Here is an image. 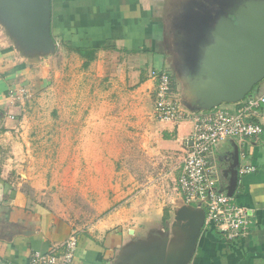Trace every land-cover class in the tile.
<instances>
[{
  "label": "crops",
  "instance_id": "0c3cea01",
  "mask_svg": "<svg viewBox=\"0 0 264 264\" xmlns=\"http://www.w3.org/2000/svg\"><path fill=\"white\" fill-rule=\"evenodd\" d=\"M183 3L184 0H52V33L64 41V50L97 49L94 66L80 77L83 89L88 88L86 94L94 88L89 99L92 107L83 103L78 112L75 109L76 116L85 120L79 124V138L69 135L66 144L63 137V147L77 149L71 160H91L95 179L102 178V160L135 163L132 171L116 173L119 177L110 174V180L126 182L130 187L125 190L118 184L112 186L120 204L90 229L76 226L38 198L44 189L32 150V143L40 141L38 130L32 125L26 128L21 114L31 102L28 99L36 95L27 91L24 98L9 96L11 90L20 92L25 87L24 75L28 79L32 72L24 61L32 59L37 63L43 58L17 50L14 40L10 44L1 42V264H31L37 251L62 256L72 235L78 237L74 264H173L181 254L190 231L176 221L178 212L184 206L205 210L201 204H187L177 188L194 125L189 119L174 123L155 118L156 83L149 74L152 70H170L178 97L188 105L196 103L204 76L184 72L171 62L170 56L172 39L185 41L186 55L201 43L198 35H181L178 23V30L175 24L171 26L179 20ZM194 17L193 13L192 29H202L201 15ZM107 58L111 61L107 62ZM81 62L85 64L86 60ZM106 62L107 72H96L91 79L88 71L102 70ZM108 72L109 78L105 79ZM253 94L256 100L264 97V81ZM73 108L67 107L64 114L71 117ZM258 113V122L264 125V105ZM29 130L34 140L28 141ZM138 160H142L141 170L142 166L136 168ZM212 160L217 164L220 188L229 190L236 182L233 197L252 212L254 223L250 234L236 243L225 241L214 231L202 230L190 264H264V135L243 141L226 139L215 149ZM245 166L254 167L255 172L242 174Z\"/></svg>",
  "mask_w": 264,
  "mask_h": 264
},
{
  "label": "rangeland",
  "instance_id": "374dc122",
  "mask_svg": "<svg viewBox=\"0 0 264 264\" xmlns=\"http://www.w3.org/2000/svg\"><path fill=\"white\" fill-rule=\"evenodd\" d=\"M192 1L184 0L185 3L179 8V20H174L171 24V26L175 24L176 30H178L179 24V29L182 30L181 35H184L185 32L188 35L196 33V30L191 27L194 20L191 21L193 13L195 14L194 18L197 19L203 11L209 9L211 17L214 18V15L229 10V5L238 0ZM194 2H197L196 5ZM193 10L196 11L193 12ZM4 25L0 20V48L1 42L10 44V41L13 40ZM168 25L170 24L168 23ZM56 39L59 48L55 54L51 55L52 57L39 55L43 59L37 63L32 59L24 61L32 67V72L29 73L28 79H26L27 75H24L26 85L23 91L25 92L19 93L18 90L16 92L19 93V97L23 96V98L27 91L31 96L32 94L36 95L34 99L28 96V100L31 102L24 106L21 114L25 117L23 121L26 128L27 125H32V128L36 127L38 130L37 139L40 141L32 143L38 180L44 186L43 191L39 192L38 198L45 205L51 207L56 214L72 221L76 226L90 229L120 204L121 201L115 198L116 192L112 186L118 184L121 189L125 190L130 187L126 182L119 181L117 183V180H110V174L119 177L116 173L119 174L126 169L132 171V164L135 163L132 160H102V166L99 167L102 178L95 179V167L91 160L82 162L81 160H71L74 150L77 152V149L68 148L67 145L63 147V142L66 143L69 135L79 138V124L85 118L80 120L75 114V109L78 112L83 103H90L89 107H92V101L90 102L89 99L93 95L94 88L86 94L88 88L83 89L84 85L81 84L80 77L91 65L94 66L95 62L84 67V63L81 61H85V59L74 50L73 52L72 49L65 51L64 41L60 37H56ZM184 42V40L176 38L172 39L170 45V49H172L170 56L173 60L171 62L177 67L184 63L188 65L187 56L183 52L187 48L186 44L183 45ZM106 61L109 62L111 59L107 58ZM107 62L103 64L102 70L88 71L90 78L95 77L96 72H107ZM156 67L161 68L162 66L156 65ZM109 75L110 72L105 74L104 78L108 79ZM27 81L30 82V85ZM70 106L74 107L71 117L64 114V110ZM68 132L70 133L68 134ZM31 138L34 140L35 136L29 130L27 131L28 141L32 140ZM138 161L139 165H136V168L142 166V160ZM142 168L143 166L139 170Z\"/></svg>",
  "mask_w": 264,
  "mask_h": 264
},
{
  "label": "water",
  "instance_id": "95a60500",
  "mask_svg": "<svg viewBox=\"0 0 264 264\" xmlns=\"http://www.w3.org/2000/svg\"><path fill=\"white\" fill-rule=\"evenodd\" d=\"M229 6V10L214 18L209 9L203 11L199 18L202 29L187 34V38L198 35L201 43L186 55L188 65L178 68L197 77L204 76L194 106L182 100L183 106L191 111L254 100L255 87L264 81V0H238ZM0 20L17 50L45 56L58 50L52 35V0H0ZM235 184L233 181L229 190L223 191L233 197ZM205 217L206 212L200 207L184 206L178 212L176 221L183 223L190 236L181 254L171 263L190 264Z\"/></svg>",
  "mask_w": 264,
  "mask_h": 264
},
{
  "label": "built area",
  "instance_id": "2783aa9c",
  "mask_svg": "<svg viewBox=\"0 0 264 264\" xmlns=\"http://www.w3.org/2000/svg\"><path fill=\"white\" fill-rule=\"evenodd\" d=\"M150 78L156 83L155 118L160 122L174 123L189 119L194 125L190 147L177 182L180 195L187 204L205 207L203 231H218L225 241L236 243L250 234L253 214L220 188L217 164L212 160V155L226 139L243 141L264 135V125L258 122V110L264 105V97L237 103L235 108L219 106L207 111H191L183 106L178 97L169 70H152ZM24 92L22 89L19 93ZM19 93L11 91L9 97L17 98ZM253 172L255 168L252 166L241 169L242 174ZM77 244L78 237L72 235L62 256L37 251L32 256L31 264H74Z\"/></svg>",
  "mask_w": 264,
  "mask_h": 264
},
{
  "label": "trees",
  "instance_id": "16d2710c",
  "mask_svg": "<svg viewBox=\"0 0 264 264\" xmlns=\"http://www.w3.org/2000/svg\"><path fill=\"white\" fill-rule=\"evenodd\" d=\"M53 35V33H52ZM54 39L56 40L55 36L53 35ZM74 51L76 53H78L82 58H84L86 60L85 62V67H87L91 62H93L95 59H96V53H97V49H89V50H86V49H83V48H73ZM169 72L171 73V71L169 70ZM172 79L174 80V83L176 85V82H175V77L174 75L172 74ZM11 92V91H10ZM214 233L218 236V237H221L223 238V235L218 232V231H214ZM224 239V238H223Z\"/></svg>",
  "mask_w": 264,
  "mask_h": 264
}]
</instances>
